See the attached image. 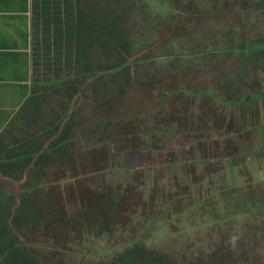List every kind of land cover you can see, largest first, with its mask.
<instances>
[{"label": "crops", "instance_id": "crops-1", "mask_svg": "<svg viewBox=\"0 0 264 264\" xmlns=\"http://www.w3.org/2000/svg\"><path fill=\"white\" fill-rule=\"evenodd\" d=\"M37 12L38 0H0V140L11 148L10 154L13 158L19 159L17 167L6 166V169H2V163L9 154L8 151H3V145L0 144V193L39 189L40 200L50 204L52 201L45 192L58 184L51 179L55 169L78 170L80 166L85 168L83 163L88 159H91L94 166L107 161L106 166H101L98 171L103 177L96 187L100 196L93 195L82 203L100 208L111 200H116L126 205L125 201H119L121 198L117 193L122 192L125 195L128 191H136V186L140 185L145 192L140 193L141 201L133 200L132 205L156 207L155 215L141 211V217L144 216L147 223L150 224L151 219L153 221L155 218L156 223L161 224L162 217L170 223L173 216L181 217L183 213L188 214V219L194 216L196 220L199 214L205 217L207 211L205 208L195 209V206H207L211 202H207L210 200L206 198L184 197V193L194 189L197 181L195 179H198L194 175L212 172L210 163L215 161L211 156L208 159L201 154L211 153L214 141L220 143L221 151H229L225 156L216 159V162H220L218 166H221L227 182L236 185L235 187H242V183L249 181L248 177H251L253 182L264 184V86L244 84L236 87L235 85L246 81L250 73L237 70L234 78L229 76L230 69H227L221 76V82L210 84L209 90L200 96V99L209 102L211 106H221L219 122L216 120L215 126L210 122L212 128L207 131L199 126L197 107L192 106L189 100L182 101L184 96L195 99L197 89L174 86L175 90L169 91L172 88L169 76L180 73L175 67L184 54L179 53H148L144 61L161 56H173L178 60L172 59L165 69L154 71L141 69L142 60L132 69L128 81L120 79L116 70L104 72V81L98 77L92 79L93 84H99L98 90L103 87L108 91V101H104L103 96L95 95V85L86 89L88 82L83 83L81 90L70 102L68 110V116L75 112L76 122L69 140L60 149L55 160L50 158L37 167L38 145H41V151H45L52 141L45 130H38L37 102L41 103L42 117L38 122L46 126L50 124V115L54 114L53 105L56 106V111L62 112L61 103L64 100L60 93L54 91L51 72L42 68L41 58L45 56L40 53L38 42L42 37L38 35L43 33L40 35L37 31ZM233 51L240 50L227 51L222 57L232 54L230 52ZM240 52L244 56L252 55ZM68 74L69 71H61L59 76L65 78ZM252 82L253 80L248 83ZM257 84H260L259 80ZM119 87H125L124 91H119ZM183 89L187 91H181ZM112 91L114 92L110 94ZM217 93H221L219 98L214 96ZM64 101H68V98L65 97ZM68 116L62 125L69 119ZM28 151H35L33 159L27 166H22ZM199 166L206 170L198 173ZM5 171L13 175L23 173V177L17 179L6 175ZM206 179L204 176L199 182ZM11 187L14 188L10 189ZM107 190H111V196H118V199L107 198ZM100 198L102 202L98 200ZM256 201L252 200L248 204L259 205ZM100 210H92L89 213L92 215L86 220L89 222L93 217L100 219L103 216V211ZM192 210L193 215H189ZM75 219L82 220L85 216L81 213L67 214V221ZM201 222L203 224L200 226H203L207 220L203 218ZM88 225L94 227L89 223L84 226ZM98 231L107 235L113 234L100 229ZM43 232L44 230L27 231L24 237H37ZM230 248L233 251V247ZM213 252L215 253L211 255L212 250L207 252V248L201 246L193 247L188 252L189 255L184 257L167 251L175 257L176 264L243 263V259L237 255L223 257L226 248L222 251L221 247ZM233 257L239 262L233 261ZM36 264L70 263L47 261ZM71 264L101 263L95 261Z\"/></svg>", "mask_w": 264, "mask_h": 264}, {"label": "rangeland", "instance_id": "rangeland-1", "mask_svg": "<svg viewBox=\"0 0 264 264\" xmlns=\"http://www.w3.org/2000/svg\"><path fill=\"white\" fill-rule=\"evenodd\" d=\"M172 1L174 5L170 6ZM172 1H167V5L170 7L165 8L164 12L158 10L164 17H158L156 22L160 28H164L161 31L159 29L156 31V29L151 33L153 40L150 41L153 42V45L145 49H147V53L151 54L179 53L184 55L179 60L173 56L143 60L140 68L151 69V71L162 70L171 64L172 59L178 60L179 63L175 68L180 73L169 76L172 80V88L169 91L175 90L174 86L187 87L185 89L192 90L196 88L195 99L184 96L182 101L189 100L192 106L197 107L199 126L209 131L216 120L219 122L221 106L218 107L215 104L211 106L209 102L200 99V96L209 90L210 84H219L222 80L221 76L226 73L227 69H230L228 70L229 76L234 78L240 70L250 73V77L246 78V81L240 82V85H235L236 87L244 84L256 87L264 86L263 49L254 53L252 58L244 56L240 51L230 52L232 54L225 57L222 55L227 52L225 54L222 51L211 53L217 46L226 47L227 43L231 42L230 40L241 43L253 38L264 39V8L256 3L257 0H226L227 2L223 0L226 2L223 11L214 16L203 11L208 10L209 3H212L213 0H199L198 5L193 6L194 8L190 6L192 5L190 0ZM172 11H176V14L182 16L177 17L173 22L171 18L167 21L165 16L168 17ZM145 21H147L145 17L136 14L135 18L130 21L133 31L138 33L139 26H142ZM164 21L167 22L164 23ZM168 22L171 23V26L167 25ZM168 27L172 28L167 29ZM146 36H144L145 40ZM198 46L204 48V52L194 53V49ZM237 70L238 72H236ZM251 80H253L252 84L248 83ZM257 80L260 84H257ZM185 89L181 91H187ZM198 91L202 93H198ZM220 95L221 93L214 94L218 98ZM239 95L241 96L242 93ZM205 106L206 108H203ZM210 122H212L211 125ZM226 152L221 151L220 143L214 141L212 152L206 155L201 154L208 159H211V156L215 161L210 163L212 172H207L206 175H194L198 179H195L197 181L194 189H191L192 192L188 191L190 195L196 197L194 199H200L205 194L206 199L210 200L207 202H211V204L207 206H195V209L197 207L202 210L206 209L205 217L199 214L196 220L194 216L188 219V214L183 213L184 215L181 217L173 216L170 223L162 217L163 223H156L154 218L149 224L145 221L144 216V218L141 217V211L155 215L156 207L140 206V208L132 205L133 200L140 202V193L145 192L140 185H137L136 191H128L125 195L120 193L119 201H125L126 205L123 204L124 202H119L122 205L117 218L119 224L112 235L99 232V229L91 228L89 225L73 232L67 224V214L81 213L88 207H91L90 211L93 210V205L82 202L93 195L100 196L96 187L102 182L103 177L98 171L101 166H106L107 161L94 166L91 159H88L83 163L85 168L80 166L78 170L76 168L74 170L55 169L51 179L53 183L58 182V184L52 186L45 193L52 202L60 206V211L50 215L45 221L44 232L33 237L31 242L36 250H46L52 259L56 258V260H52L54 263L62 261L70 264L91 263L102 258L107 259L122 250L133 238H144L149 246L173 252L180 257L189 255L188 252L195 246L206 247L207 252L212 250L211 255H213L215 253L213 251L220 250L221 247L223 251L230 245L233 247V251L236 250L240 254L241 257H238L243 259L241 264H264V205L257 207L248 204L254 198L258 199V203L263 202L264 184L255 183L251 177H248L249 181L242 183L243 190L234 192L236 185L227 182L225 174L223 173V175L221 172V166H218L220 162H216V159L225 156ZM204 170L206 168L202 166L197 168L198 173H203ZM204 176L207 179L199 182L204 179ZM19 185H17L18 188ZM98 200L102 202L101 198ZM193 213L192 210L189 215H193ZM215 216H217V220L214 219ZM203 218L207 220L206 225L200 226L203 224L201 222ZM192 223L195 227H192ZM232 260L239 262L235 257Z\"/></svg>", "mask_w": 264, "mask_h": 264}, {"label": "trees", "instance_id": "trees-1", "mask_svg": "<svg viewBox=\"0 0 264 264\" xmlns=\"http://www.w3.org/2000/svg\"><path fill=\"white\" fill-rule=\"evenodd\" d=\"M167 1L38 0L37 31L40 35L41 32L43 33L41 36L38 35V37H42V40L38 42V47L40 53L45 56L41 58L43 60L41 62L42 68L53 75L51 82L55 89L54 91L58 94L60 93L62 95L61 98L64 100L67 97L68 101L62 100V112L56 111V106L53 105L54 114L50 115V124L46 126L38 122L42 117L41 103L37 102L38 130H43V132L45 130L47 136L52 138L45 151H41V145H38L36 150L39 154L36 159L37 167L47 162L50 158L55 160L60 149L69 140L72 133L71 130L76 122L75 112L73 111L68 116V110L70 102L81 90L83 83L86 84L88 82L86 89H89L91 88L90 86L95 85L92 79L98 77L99 80L104 81V72L110 70L118 71L120 79L124 81L130 80L132 69L136 68L139 62L148 56V53L144 52V50L152 46L150 41L153 40L151 33L156 29V31L158 29L161 31L164 28L158 26L156 19L164 17L161 12H164L165 8L174 5L171 0L172 4L168 6ZM190 1L192 4L190 6L194 8L193 6L198 5L197 2L199 0ZM224 1L213 0L212 3H209L208 10H203L204 13L215 16L222 12L227 2ZM256 3L264 8V0H257ZM158 10L161 12H158ZM136 14H141L147 19L142 26H139L140 30L138 33L133 31L130 22L135 18ZM179 16L182 15L172 11L165 18H167V21L171 18L173 22ZM188 19H191V17H188ZM167 21H164V23ZM168 23L167 25L171 26V23ZM171 28L168 27L167 29ZM41 29L42 31H40ZM145 35H147L146 40ZM230 41L226 47L217 46L211 53L218 51L225 53L239 49L243 53L248 52L253 55L259 50H264L263 38H253L250 41L241 43ZM203 50L205 49L198 46L194 49V53L204 52ZM252 55L250 58H252ZM61 71H69L68 77L61 78L59 76ZM95 86L93 88L95 95L97 97L103 96L104 101H108V91L103 89V87L98 90L99 84ZM124 89L125 87H119V91H124ZM58 99L60 100V98ZM67 116L69 119L62 125ZM0 144L3 145V151H8L7 153L9 154L5 162L2 163V169L3 167L6 169V166L17 167L19 159L13 158L10 154L11 148L3 144L1 140ZM34 152L28 151L25 153L27 159L22 163V166H27L31 162ZM5 174L17 179L23 177V173L13 175L5 171ZM241 190L243 188L236 187L233 191L239 192ZM186 193L187 195L184 197L196 198L190 195L189 192L184 194ZM204 195L201 198H206ZM105 196L109 199H118V196H111V190L105 191ZM40 199L39 189H22L19 192L4 191L0 193V264H36L56 260V258H51L52 256H50L48 251L36 250L31 242L32 238L24 237L27 235V231L43 230L48 216L60 211L58 204L54 202L47 204ZM256 200L258 199L254 198L253 201ZM259 203L260 205L252 206L264 205V200ZM121 206L116 200H111L110 203L103 205L101 210L93 207L94 211H103V216L100 219L93 217L89 222L86 219L92 214H89L91 207H88L81 211L85 219H75L68 221L67 224L73 232L80 230L85 224L89 223L103 232L111 233L118 228L116 227L119 224L117 218ZM214 218H217V216ZM228 246L223 257H231L233 253L240 256L236 250L232 251L231 246ZM99 262L101 264H176L175 257L161 249L149 246L144 238H133L125 245L122 251L112 255L110 258H102Z\"/></svg>", "mask_w": 264, "mask_h": 264}]
</instances>
